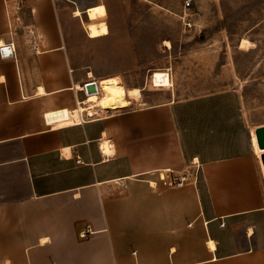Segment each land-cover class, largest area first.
<instances>
[{"label": "crops", "instance_id": "1", "mask_svg": "<svg viewBox=\"0 0 264 264\" xmlns=\"http://www.w3.org/2000/svg\"><path fill=\"white\" fill-rule=\"evenodd\" d=\"M0 43V264H264V124L173 101L49 121L86 84L56 0H0Z\"/></svg>", "mask_w": 264, "mask_h": 264}, {"label": "rangeland", "instance_id": "2", "mask_svg": "<svg viewBox=\"0 0 264 264\" xmlns=\"http://www.w3.org/2000/svg\"><path fill=\"white\" fill-rule=\"evenodd\" d=\"M188 1L191 6L186 8ZM56 4L77 77L84 83L117 77L125 88L141 90L139 102L124 110L168 101L191 112L233 106L243 109L251 125L264 124V0H56ZM99 4L104 18L91 20L97 34L90 39L85 11ZM78 10L81 17L74 16ZM242 40L250 42L244 50ZM155 71L168 73L172 86L153 87ZM192 175L187 176L195 181Z\"/></svg>", "mask_w": 264, "mask_h": 264}, {"label": "bare ground", "instance_id": "3", "mask_svg": "<svg viewBox=\"0 0 264 264\" xmlns=\"http://www.w3.org/2000/svg\"><path fill=\"white\" fill-rule=\"evenodd\" d=\"M249 45V41L242 40L240 43V49L244 50ZM0 46H2V43H0ZM90 83H94L92 87V94L89 93L86 100L77 105V112H70L69 110L55 111L48 113L47 119L49 121L80 124L83 121V114L85 113L89 116H93L97 114L98 111L110 112L124 110L128 107H131L133 103L139 102L140 98L142 97L140 89L125 88L123 86L124 84L122 80L117 77L108 79L106 78L98 83ZM151 83L153 87L160 89H166L172 86L170 75L162 71L154 72L153 76L151 77ZM78 89L81 90L80 87ZM39 92L43 93V89H40ZM255 138L256 137L254 136V140ZM261 153L262 151L257 149V155H259V157Z\"/></svg>", "mask_w": 264, "mask_h": 264}, {"label": "built area", "instance_id": "4", "mask_svg": "<svg viewBox=\"0 0 264 264\" xmlns=\"http://www.w3.org/2000/svg\"><path fill=\"white\" fill-rule=\"evenodd\" d=\"M190 6H191V2L188 1L186 3V8H189ZM4 48H9L11 50L12 55L10 57H12L14 53L12 49V45L0 47V51L3 50ZM3 58H9V57H3ZM89 83L84 84L82 87V92L84 93L86 98L88 97V94H89L87 90V86ZM154 175L157 177V179L163 186L170 187V188H182L189 180V177L187 176V174H184L183 176H180V177H176V176H173L171 173H169V176H168L167 171H160V172H155L151 174V176H154ZM85 236H86V232L81 234L82 238H84Z\"/></svg>", "mask_w": 264, "mask_h": 264}, {"label": "water", "instance_id": "5", "mask_svg": "<svg viewBox=\"0 0 264 264\" xmlns=\"http://www.w3.org/2000/svg\"><path fill=\"white\" fill-rule=\"evenodd\" d=\"M2 56L3 57H10L12 55L11 50L9 48H4L1 50ZM94 83H89L87 86L88 93L92 94V87ZM256 136H257V141H258V146L261 150H264V127L259 128L256 130ZM263 165H264V155L261 157Z\"/></svg>", "mask_w": 264, "mask_h": 264}]
</instances>
